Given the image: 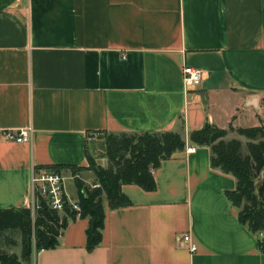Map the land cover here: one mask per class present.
<instances>
[{
  "label": "crops",
  "instance_id": "crops-1",
  "mask_svg": "<svg viewBox=\"0 0 264 264\" xmlns=\"http://www.w3.org/2000/svg\"><path fill=\"white\" fill-rule=\"evenodd\" d=\"M185 65L203 70L188 91ZM263 121L264 0H0V209L29 208L33 165L85 167L80 177L95 183L87 150L107 166L104 132L183 123L187 148L207 122ZM27 126L29 141L5 137ZM193 145L154 171L155 190L124 184L129 205L105 201L99 245L87 247L89 219L77 218L34 264H264L263 237L225 194L236 178ZM60 170L77 203L71 168Z\"/></svg>",
  "mask_w": 264,
  "mask_h": 264
},
{
  "label": "trees",
  "instance_id": "trees-1",
  "mask_svg": "<svg viewBox=\"0 0 264 264\" xmlns=\"http://www.w3.org/2000/svg\"><path fill=\"white\" fill-rule=\"evenodd\" d=\"M184 124L177 130L166 131H122L104 132L107 143L104 156L107 166H102L87 150L88 169L96 173L99 185H88L80 177L85 167L74 165H53L57 170L71 168L78 190L80 211L66 204L63 211L52 209L46 203L38 209L35 218L30 208L0 209V238L7 243L5 234L18 231L21 235V254L7 252L0 248V264H32L36 252L55 248L70 221L88 218L86 229L87 247L94 248L103 241L106 220L105 201L109 207L126 206L131 200L123 193L124 184H138L146 190L157 187L154 171L162 162L187 146L183 135ZM233 131L245 138H230ZM189 140L193 144L209 146L211 165L225 173L232 174L237 181L226 196L239 209V221L255 233H264V121L261 125L222 128L209 122L192 130ZM264 251V238L260 241Z\"/></svg>",
  "mask_w": 264,
  "mask_h": 264
},
{
  "label": "built area",
  "instance_id": "built-area-1",
  "mask_svg": "<svg viewBox=\"0 0 264 264\" xmlns=\"http://www.w3.org/2000/svg\"><path fill=\"white\" fill-rule=\"evenodd\" d=\"M202 78L203 70L200 67L192 65L184 66L183 80L187 91L198 87L202 83ZM32 134L33 127L27 126L19 130L7 131L5 137L16 141H29ZM195 150L196 146L193 144L186 148V151L189 153L194 152ZM64 180L65 178L61 170H57L56 168L50 166L45 167L33 165L31 174L32 201L29 206L33 218H35L38 209L42 207L43 202L52 209H56L58 211H63L66 204H71L76 211H80L79 204L71 202L67 197ZM91 185L96 187L99 184L93 183ZM261 236L264 238V233H261ZM183 241L188 244L192 252L196 251L197 245L193 241L190 234H185L183 236Z\"/></svg>",
  "mask_w": 264,
  "mask_h": 264
},
{
  "label": "rangeland",
  "instance_id": "rangeland-1",
  "mask_svg": "<svg viewBox=\"0 0 264 264\" xmlns=\"http://www.w3.org/2000/svg\"><path fill=\"white\" fill-rule=\"evenodd\" d=\"M67 189H68V193L71 195H75L77 190V186L75 181L72 178H69L67 180ZM7 236L8 242L10 241V239L15 240V244L11 245V243H7V241L2 237L0 238V248H2L3 250L11 253V252H15L17 254H21V235L18 231H11L8 232V234H5ZM32 264H34V260L32 262Z\"/></svg>",
  "mask_w": 264,
  "mask_h": 264
}]
</instances>
